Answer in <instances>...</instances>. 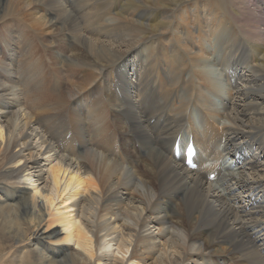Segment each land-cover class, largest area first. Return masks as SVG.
Here are the masks:
<instances>
[{
    "label": "bare ground",
    "instance_id": "bare-ground-1",
    "mask_svg": "<svg viewBox=\"0 0 264 264\" xmlns=\"http://www.w3.org/2000/svg\"><path fill=\"white\" fill-rule=\"evenodd\" d=\"M0 46V264H264V0H0Z\"/></svg>",
    "mask_w": 264,
    "mask_h": 264
},
{
    "label": "rangeland",
    "instance_id": "rangeland-1",
    "mask_svg": "<svg viewBox=\"0 0 264 264\" xmlns=\"http://www.w3.org/2000/svg\"><path fill=\"white\" fill-rule=\"evenodd\" d=\"M213 1V0H212ZM69 4V3H67ZM71 5V4H69ZM77 6V5H76ZM75 15V14H74ZM83 23V21H82ZM29 22L26 21V24H24L23 26H25V30H27V32L29 31L28 28ZM55 45L57 47H61L60 45V37H57V39L55 40ZM80 48V47H79ZM77 47V49H79ZM1 46H0V51H1ZM4 53V51H3ZM216 63L218 61H215ZM219 68V67H218ZM0 74H2V71L0 70ZM36 83V82H35ZM38 83V82H37ZM28 84H32L35 85L33 82L28 83ZM48 87L49 90H51L52 92H58L61 91V89L58 88L59 82H53V83H49V84H41L38 87H36V89L38 90L40 87L42 86H46ZM52 86H56L55 88H51ZM21 91H23V88H21ZM48 93V94H47ZM24 96H26L25 98L27 99V101H29L28 99L30 98L28 95L24 94ZM45 98L50 97L49 96V91H47L46 93H44L43 95ZM51 96L50 98L54 100V97ZM80 99H81V92L76 95L72 101L69 103V105L65 108H63L62 110L58 111V112H54L55 110H47L46 112L50 113L51 115L48 116L44 122V133L45 135L51 140V141H55L54 144L60 146L61 144V137L62 135L64 136H68L71 137L72 140L75 142V144H78L79 148L81 146V139L78 136L77 132H76V128H75V124L72 121V118L75 117V108L78 106L79 107V112H82V106L80 103ZM70 110H69V109ZM71 118V121L68 120V122L66 121V117L67 115ZM176 128H179L177 131V134L179 132V130L182 128V135L185 134V132H187V130H184V128H186L184 125L182 124H177L176 127H173L172 129L168 130L166 132V134L171 133L172 130H175ZM187 129V128H186ZM55 136V140L53 139V137ZM174 137V136H172ZM170 137V138H172ZM125 151H127V149H125ZM48 158V157H47ZM25 184H30V180H25L24 181ZM114 251L117 249V246L114 245L113 246ZM117 252V250H116ZM118 254V253H117ZM121 258H123L124 256H122L120 253L118 254Z\"/></svg>",
    "mask_w": 264,
    "mask_h": 264
}]
</instances>
